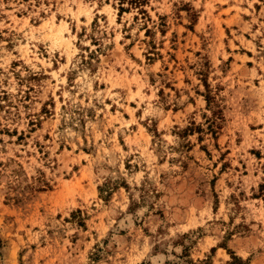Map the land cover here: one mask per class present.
Instances as JSON below:
<instances>
[{
  "label": "rangeland",
  "instance_id": "rangeland-1",
  "mask_svg": "<svg viewBox=\"0 0 264 264\" xmlns=\"http://www.w3.org/2000/svg\"><path fill=\"white\" fill-rule=\"evenodd\" d=\"M134 1L0 0V264H264V0Z\"/></svg>",
  "mask_w": 264,
  "mask_h": 264
},
{
  "label": "trees",
  "instance_id": "trees-1",
  "mask_svg": "<svg viewBox=\"0 0 264 264\" xmlns=\"http://www.w3.org/2000/svg\"><path fill=\"white\" fill-rule=\"evenodd\" d=\"M135 3H140L141 1L140 0H135L134 1ZM234 258V257H233ZM235 260H237L236 258H234ZM235 264H242L241 262H239V261H237V263H235Z\"/></svg>",
  "mask_w": 264,
  "mask_h": 264
}]
</instances>
